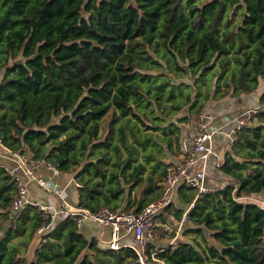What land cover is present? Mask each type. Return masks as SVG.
I'll use <instances>...</instances> for the list:
<instances>
[{
    "label": "trees",
    "instance_id": "16d2710c",
    "mask_svg": "<svg viewBox=\"0 0 264 264\" xmlns=\"http://www.w3.org/2000/svg\"><path fill=\"white\" fill-rule=\"evenodd\" d=\"M253 92L255 104L230 107L247 120L208 166L214 189L179 183L158 211L173 207L162 222L176 228L193 203L182 224L193 238L160 251L167 264H264V0H0V142L70 175L92 212L157 199L186 126ZM16 186L0 166V264H137L91 222L14 210Z\"/></svg>",
    "mask_w": 264,
    "mask_h": 264
},
{
    "label": "built area",
    "instance_id": "2783aa9c",
    "mask_svg": "<svg viewBox=\"0 0 264 264\" xmlns=\"http://www.w3.org/2000/svg\"><path fill=\"white\" fill-rule=\"evenodd\" d=\"M249 112H255L254 110ZM236 115L233 118L231 126L227 132L217 129L214 124V116L208 111H201L195 120V128L191 135L183 136L180 140V153L178 160L171 162L166 167V173L162 182L161 195L146 204L140 211L132 210H110L101 209L98 212H92L88 208L82 206H71L67 202L62 204V207L55 208L48 203L43 204L36 199H30L26 196L25 184L17 176L18 167H13L12 170H7L14 177L17 183V196L12 203L14 210L28 203H34L43 211H50V225L55 223L59 216H67L75 220L77 226H81L86 221L99 225L100 227L108 226L110 228V238L106 244V248L117 250L122 247L131 248L136 256L137 264H167L158 256V253L165 247L175 246V239L172 238L166 245L155 244L156 234L155 228L159 225L157 213L159 210L169 205L175 194L176 185L184 183L187 187L196 190V196L199 193H207L214 188L206 184L207 162L210 155H214L218 159V149L214 143L216 134H223L225 144H232L237 138L240 129L246 124V120ZM0 151L10 153L0 142ZM19 166L24 170L28 178L43 191L52 193L56 197L62 198L66 187L73 184L78 187L80 184L73 178L62 187L59 184L58 177L62 174L51 163L40 160L30 161L26 156H18ZM29 163L34 166L42 167L48 170V176L42 178L34 175V170L30 168ZM2 166V165H0ZM259 207L264 210V192L263 197L258 199ZM191 203L183 212L182 217L176 227V231H180L182 224L187 217V211L192 206ZM44 226L38 229L42 231ZM165 234L171 231L168 225L160 227ZM123 232V233H122ZM167 236V235H166ZM151 245V246H150Z\"/></svg>",
    "mask_w": 264,
    "mask_h": 264
},
{
    "label": "rangeland",
    "instance_id": "374dc122",
    "mask_svg": "<svg viewBox=\"0 0 264 264\" xmlns=\"http://www.w3.org/2000/svg\"><path fill=\"white\" fill-rule=\"evenodd\" d=\"M244 104L251 106L252 101H246V103H244ZM239 108H241V107H239ZM235 109H238V108H234V109L231 108V109L227 110L226 113H224L222 115L215 116L214 124L217 127V129L219 130V132L221 130H223L225 132H227L229 130V126L231 125V123L233 121L232 119L235 118V116L237 115V114L231 113L232 110H235ZM204 111H208V110L205 109ZM208 112H210V111H208ZM244 119L247 120L246 118H244ZM194 126H195V122L192 125L186 126V130L184 131L183 135L189 136V131L190 130L192 131L195 128ZM218 139H219V141H218ZM214 143L217 147H220V144L223 145L225 143V137L222 136V139L220 141V136L218 138V134H216L215 138H214ZM20 155H22V154H19V153L13 154V153H7L4 151H0V165L5 166V168L7 170H12L13 167H18L17 176L25 184V188H26L25 194L27 197H29L30 199H37L39 202H41L43 204L47 203L49 201L48 204L50 206L55 207V208H58L60 206L62 207L63 201L59 197H56L52 193L44 192L43 189H41L39 186L35 185L28 178V176L24 173L23 168L21 166H19V162L17 159H18V156H20ZM24 156H26V155H24ZM222 158H223V151H221L219 149V160H222ZM174 159H175V156L170 157L168 161L172 162ZM214 160H215L214 155L213 154L210 155L209 160L207 162V169H208V166L211 163H213ZM29 166H30V168H32L34 170L35 176H39L42 178H46L48 176V170H45L42 167L31 165L30 163H29ZM61 177H62V181L59 178V180H60L59 184L63 187L65 185V183H67L69 181L70 175H68V174L66 176L62 175ZM155 177L156 178L158 177V173L155 175ZM223 182H224L223 179H221L220 177H218L216 175H212V178H210V183L215 188H218L219 186H223ZM161 184H162V182H161ZM71 187H73V186H71ZM71 187H70V184L66 187L67 190L64 191L62 198L69 205L76 206V203H74V199H72V196H71V193H72ZM256 196H259V195H256ZM172 211H173V207H170L169 210L166 212V215L161 217L158 222L163 223L162 221H164V222L171 221L172 220V218H171ZM164 224L165 223H163L162 225H164ZM91 228L96 234H99L101 232L102 241H104V242L109 241L110 228L108 226H104L102 228L99 225L97 226L96 224H94V225H92ZM170 229H171V231L169 233L165 234V232L163 230H161L158 226H156V228H155V234H156L155 241L161 242L163 245H166L168 243V241L172 238L175 239V243L178 242L179 240H192V238H193L191 235L184 234L183 228H181L180 231H178V232L176 231V228H174V226H171ZM39 234H41V232ZM194 237H196L197 239H200L198 236H194Z\"/></svg>",
    "mask_w": 264,
    "mask_h": 264
},
{
    "label": "crops",
    "instance_id": "0c3cea01",
    "mask_svg": "<svg viewBox=\"0 0 264 264\" xmlns=\"http://www.w3.org/2000/svg\"><path fill=\"white\" fill-rule=\"evenodd\" d=\"M258 92H253L251 94H244L241 95L239 98H231V99H226V100H222L218 103V107H216L215 109V114L213 112H211L213 114V116H217V115H222L224 113H226L227 110L230 109L232 104H242L243 102L246 103V101H252V104H255L258 101ZM243 103V104H244ZM214 109V108H213ZM221 146L219 147V149L221 150ZM179 155V154H178ZM178 155L175 156V159L172 161H177L178 160ZM218 158H219V151H218ZM215 161V160H214ZM76 195L74 196L72 194V198L75 200ZM37 200V199H36ZM61 200L64 202H66L63 198H61ZM49 202V201H48ZM47 202V203H48ZM45 203V204H47ZM103 228V227H102ZM93 231V230H91ZM95 234V233H94ZM98 236V238L100 240H102V235L101 232L99 234H96Z\"/></svg>",
    "mask_w": 264,
    "mask_h": 264
}]
</instances>
